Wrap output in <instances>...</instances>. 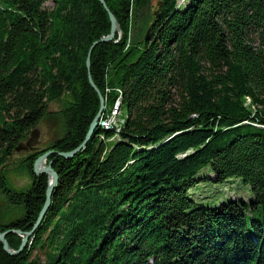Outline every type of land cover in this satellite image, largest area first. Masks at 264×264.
Returning a JSON list of instances; mask_svg holds the SVG:
<instances>
[{"label": "trees", "instance_id": "1", "mask_svg": "<svg viewBox=\"0 0 264 264\" xmlns=\"http://www.w3.org/2000/svg\"><path fill=\"white\" fill-rule=\"evenodd\" d=\"M45 1L0 0V174L64 101L63 134L43 151L58 175L50 207L20 255L0 243V264H264V0H157L152 18L150 0H104L121 37L94 47L89 73L105 114L120 97L126 117L69 159L100 108L86 59L111 23L99 0ZM147 22L149 40L133 39ZM34 155L26 190L0 178L17 215L0 233L29 232L44 205ZM203 173L214 179L196 183ZM233 179L249 200L189 193Z\"/></svg>", "mask_w": 264, "mask_h": 264}, {"label": "rangeland", "instance_id": "2", "mask_svg": "<svg viewBox=\"0 0 264 264\" xmlns=\"http://www.w3.org/2000/svg\"><path fill=\"white\" fill-rule=\"evenodd\" d=\"M182 3H183V0H181L179 2V4H182ZM157 4H158L157 0H150L149 1V8H148V11H147L148 12L147 13L148 18H150V17L152 18L154 16V12L157 9ZM53 7H54L53 0H46L44 2V4H43V8L44 9L51 10ZM150 23L148 24V22H147V27H146L145 32L143 31V28H142L143 26L142 25L141 26L138 25L135 28L133 27V29H132V38L133 39L143 38V36H145V34H146V31H147ZM142 31L144 32L143 35H141ZM116 32L118 33V39H119L121 37V33L119 31L118 25H117V29H116L115 33ZM114 37H115V35H114ZM89 72H90V69H89ZM87 78H88V75H87ZM110 91L111 90L109 88L108 89L106 88L105 93L108 94ZM117 92H119V91H117ZM99 93H100V91H99ZM100 95L102 96L101 93H100ZM119 95H120V92H119ZM102 98L104 100V110L102 111V113L100 115V118L98 120V124L96 125V127L101 126V127H104V128H117L118 129V127H120V125H123L124 118L126 117L125 113L124 112L122 113L120 111V108H119L120 107V103H119L120 102V97L117 98V100L115 101L114 105L112 106L110 111L107 113V115L105 114L106 113L105 112V110H106L105 97L102 96ZM98 99H99V97H98ZM99 102H100V100H99ZM63 106H64V101L63 102L62 101H57V102H54V103L50 104L49 107H48V116L42 122H40L36 127H34L30 131V133L28 134L27 138H25L24 141H26V140H28L30 138L32 139V142L35 144V150L34 151L27 152V153H24V152L13 153V155L10 157L9 162L6 165L5 170L0 174V178L3 177L5 179V181L8 183V185H9V187L11 189H13L15 191H21V190L24 191L30 186V184H31V175H30V172L28 171V169L26 168L27 167L26 163H24L23 160L26 159V157L28 155L35 154L34 155L35 156V160L33 161V164H32V172L34 174V164L40 158L41 155L46 153V152H43V151L47 147H49V145L53 141H55L56 139H58V138H60L62 136V134H63L62 133V123H61V118H60V115H59V111L63 108ZM34 133H36V134H35L34 138H32V135ZM93 133H94V130H93ZM48 152H51V151H48ZM48 157L49 156H47L45 159H43V162L45 164L43 169L47 168L49 166V163H51V168H52V161H48ZM42 175H46L48 177L47 174H42ZM35 176H40V175H35ZM205 177H206V179L207 178L214 179L213 178L214 176L212 174L203 173V174H201V178L202 179L196 181V183L201 182V181H205L206 180ZM48 184H49V177H48ZM229 186L231 188H229ZM195 189H197V190H190L189 193L192 195V197L194 199H197V200L204 198V196L207 195V194H216V193H218V194H216L217 198L220 197L222 194L225 195V197L223 198V201L230 199V197H232V199H244L245 201H247L252 196L249 187L244 185V184H242L241 181L238 180V179H233V180L223 184V186H221L220 188H218L217 186H213V185H211L209 187H204L202 184H198L197 188H195ZM208 197H210V195ZM15 215H16V213H14L13 211H11L9 209L8 204H7V202H6L5 198H4V195H3V193L1 192V189H0V223L6 222L7 220L10 219V217H12V216L14 217ZM43 220H44V218H43ZM42 221H41V223H42ZM41 223H40V225H41ZM10 231H14V232H10ZM15 231H19V230H7L8 234L14 233L15 235L19 236L21 238V242H22V239L24 238L26 233L23 234V233H21V231H19L20 234H16ZM20 245H21V243H20ZM20 245L18 246V248L16 250H12L11 248L10 249L13 252H17L19 250V248H20ZM23 249H22V251H23ZM34 256H35V252L33 254V257ZM11 257H14V256H11ZM39 258H40V262L41 263H43L45 261V257H44L43 254L39 255Z\"/></svg>", "mask_w": 264, "mask_h": 264}, {"label": "water", "instance_id": "3", "mask_svg": "<svg viewBox=\"0 0 264 264\" xmlns=\"http://www.w3.org/2000/svg\"><path fill=\"white\" fill-rule=\"evenodd\" d=\"M99 3L101 4V6L104 8V10L106 11V13L108 14L110 23H111V28H110V32L108 34L107 37H104L102 39H100L98 42H95L92 44V46L89 49L88 55H87V59H86V68L88 71V82L90 84V86L92 87V89L97 93L99 100H100V108L98 111V114L96 115L95 119L93 120V122L91 123L89 130L87 132V135L85 137V140L83 141V143L74 151L69 152V153H61L60 157L64 158V159H69L72 158L73 155H75L76 153H78L81 149H83L85 147V145L89 142V140L91 139L92 135H93V130L96 127V125L98 124V120L100 118V115L102 113V111L104 110V100L102 98V96L99 93V90L96 88L95 84L93 83V80L90 76L89 73V69H90V58H91V53L94 49L95 46H97L99 43H109L113 40L114 35H115V31L117 29V23L116 20L113 16V14L109 11V9L107 8V5L105 3L104 0H99ZM158 8L160 6V3L157 4ZM158 8L156 9V11L154 12V16H157L158 14ZM153 23H151V25L148 27L146 34H145V40H149L150 34H151V30L153 27ZM36 133H34L32 135V138H34ZM30 140V141H29ZM35 150V144L32 142V139H28L26 141H22L20 142L17 147L14 149L13 153H27V152H32ZM52 152H46L43 155L40 156V158L35 162L34 164V174L35 175H42V174H47L49 177V184H48V188L46 190L45 193V202L44 205L42 207V210L40 211L37 221L34 224V226L32 227V229L27 232L24 236V238L22 239L20 248L17 252H13L9 246L8 243L5 239V236L8 234V232H3L0 233V243L2 244L3 250L5 253H7L9 256H17L21 253L22 249L26 246L28 239L34 234V232L37 230V228L39 227L41 221L43 220L44 216L46 215L49 207H50V203H51V196L52 193L57 185L58 182V175L57 173L51 168V163H49V166L45 169H39L38 168V164L43 161V159H45L47 156H49ZM13 155V154H12ZM10 232H14V231H10ZM16 234H20L19 231H15Z\"/></svg>", "mask_w": 264, "mask_h": 264}, {"label": "bare ground", "instance_id": "4", "mask_svg": "<svg viewBox=\"0 0 264 264\" xmlns=\"http://www.w3.org/2000/svg\"><path fill=\"white\" fill-rule=\"evenodd\" d=\"M120 103V102H119ZM118 104V103H117ZM44 166H45V164H44V162L42 161V162H40L39 164H38V168L39 169H43L44 168Z\"/></svg>", "mask_w": 264, "mask_h": 264}]
</instances>
